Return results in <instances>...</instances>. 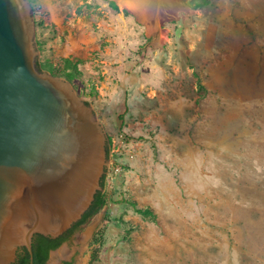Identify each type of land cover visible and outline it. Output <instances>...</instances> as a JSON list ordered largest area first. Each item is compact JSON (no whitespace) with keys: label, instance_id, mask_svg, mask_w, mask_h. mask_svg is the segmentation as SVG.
<instances>
[{"label":"rangeland","instance_id":"rangeland-1","mask_svg":"<svg viewBox=\"0 0 264 264\" xmlns=\"http://www.w3.org/2000/svg\"><path fill=\"white\" fill-rule=\"evenodd\" d=\"M29 2L40 69L107 135L110 201L74 238L101 219L94 264H264V0L161 4L152 31L117 0Z\"/></svg>","mask_w":264,"mask_h":264},{"label":"water","instance_id":"water-1","mask_svg":"<svg viewBox=\"0 0 264 264\" xmlns=\"http://www.w3.org/2000/svg\"><path fill=\"white\" fill-rule=\"evenodd\" d=\"M29 0H0V264L37 234L58 238L89 210L107 174V135L71 84L38 67ZM101 219L52 252L78 263Z\"/></svg>","mask_w":264,"mask_h":264},{"label":"trees","instance_id":"trees-1","mask_svg":"<svg viewBox=\"0 0 264 264\" xmlns=\"http://www.w3.org/2000/svg\"><path fill=\"white\" fill-rule=\"evenodd\" d=\"M199 8V7H197ZM38 67H40V65L38 64ZM101 187L102 190L98 191V193L95 196V200L92 203L91 207L89 208V210L84 214L83 218L76 223L67 234H65L64 236H62L61 238L58 239H54L51 237H46L43 235H35L33 237L32 240V249H33V264H46L49 257H50V253L54 250H58L61 245L67 241L70 240L72 235L77 233L78 231L81 230L82 226L87 224L92 218H94L104 207H106L108 205V202L110 201V199L108 198V195L104 192L105 189V176L102 179L101 182ZM132 207H134V211L143 216V217H154L155 214L151 209H138L136 204H132ZM109 214L106 215L105 217V221H107V224L109 222L108 218H109ZM101 237L99 232L98 234L96 233L95 237H93V241L97 242L98 239ZM101 239V238H99ZM97 246H95L92 256H91V260H90V264H94L99 260V253H100V248L102 247V242L101 240H99V242H97ZM14 264H32L31 263V255L28 252V250L26 248H21L18 251V258L16 260V262ZM66 264H74V262H67Z\"/></svg>","mask_w":264,"mask_h":264},{"label":"bare ground","instance_id":"bare-ground-1","mask_svg":"<svg viewBox=\"0 0 264 264\" xmlns=\"http://www.w3.org/2000/svg\"><path fill=\"white\" fill-rule=\"evenodd\" d=\"M117 2L123 9H127L129 12L137 15L151 31L153 29L156 30L160 5L163 4L167 7L175 8L177 3L176 0H117Z\"/></svg>","mask_w":264,"mask_h":264},{"label":"built area","instance_id":"built-area-1","mask_svg":"<svg viewBox=\"0 0 264 264\" xmlns=\"http://www.w3.org/2000/svg\"><path fill=\"white\" fill-rule=\"evenodd\" d=\"M122 172V168L120 166H112L110 172H108V177L118 176Z\"/></svg>","mask_w":264,"mask_h":264},{"label":"flooded vegetation","instance_id":"flooded-vegetation-1","mask_svg":"<svg viewBox=\"0 0 264 264\" xmlns=\"http://www.w3.org/2000/svg\"><path fill=\"white\" fill-rule=\"evenodd\" d=\"M186 2V1H185ZM84 226V225H83ZM69 232V230L66 232V233H64L63 235H61L60 237H58V238H61L62 236H64L65 234H67ZM76 234V233H75ZM75 234H73L72 235V237L75 235ZM71 237V238H72ZM58 238H56V239H58ZM69 240H67V241H65L62 245H61V247L66 243V242H68ZM54 251H56V250H54ZM53 252V251H52ZM52 252L50 253V257H49V259H48V261H47V263L46 264H49V262H50V259H51V256H52ZM67 262H72L71 260H63V261H60V263L59 264H66ZM74 262V261H73ZM74 264H75V262H74Z\"/></svg>","mask_w":264,"mask_h":264}]
</instances>
